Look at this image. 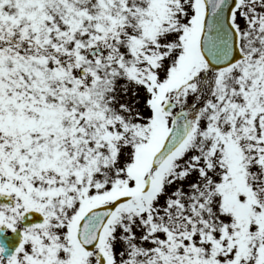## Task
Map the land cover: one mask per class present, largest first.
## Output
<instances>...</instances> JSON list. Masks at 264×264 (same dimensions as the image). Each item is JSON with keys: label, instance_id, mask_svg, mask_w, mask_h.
<instances>
[{"label": "snow or ice", "instance_id": "obj_1", "mask_svg": "<svg viewBox=\"0 0 264 264\" xmlns=\"http://www.w3.org/2000/svg\"><path fill=\"white\" fill-rule=\"evenodd\" d=\"M0 264H264V0H0Z\"/></svg>", "mask_w": 264, "mask_h": 264}]
</instances>
